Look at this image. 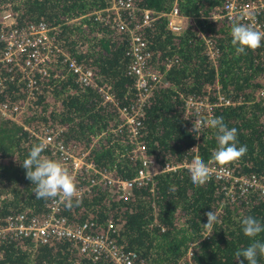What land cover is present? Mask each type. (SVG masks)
Here are the masks:
<instances>
[{
    "label": "trees",
    "instance_id": "1",
    "mask_svg": "<svg viewBox=\"0 0 264 264\" xmlns=\"http://www.w3.org/2000/svg\"><path fill=\"white\" fill-rule=\"evenodd\" d=\"M222 1L133 0L137 8L134 21L140 18V8L166 12L172 3L181 14L194 17L193 23L177 33L167 29L162 14L139 27L151 51L149 66L161 73L164 81L155 85L145 104L138 135L145 149L139 153L131 151L134 141L123 131L111 130L117 122V108L103 102L97 89L101 85L111 91L118 104L133 97L132 78L125 71V34L113 27L112 11L108 20L93 14L103 10L108 0H0V8L12 11L18 27L38 21L52 26L53 38L61 41L77 62L91 69L96 82L93 86L80 85L66 62L59 59L50 61L44 73L32 76L35 89L28 98L25 79L17 83L14 74V80H5L0 102L21 103L23 110L17 118L0 114V183L10 190L8 196L0 198V215L16 209L40 215L48 200L35 198V185L21 166L31 147L40 143L23 125L38 130L61 127L59 136L64 144L86 150L87 159L121 178L135 174L141 165L139 156L153 158L159 168L165 162L197 156L212 160L216 130L207 126V120L199 130L191 125L181 106L182 96L187 94L214 96L218 91L231 101L240 98L239 103L212 107L208 120L222 116L229 129H237V147L247 146L246 154L227 166L235 173L263 172L261 103L256 96L262 66L254 60L260 57L259 47L237 55L230 32L239 21L206 18ZM119 14L128 17L127 11L120 10ZM197 28L216 49L213 61L205 54ZM0 70L5 73L4 67ZM42 155L54 160L47 149ZM85 181V176L75 179L78 184ZM217 187L213 179L194 186L184 167L157 170L145 182L134 185L125 199L97 185L78 196L82 202L76 204L74 200L72 208L63 203L62 213L76 221L94 218L103 222L111 217L120 222L116 241L135 250L143 264H237L235 253L252 242L243 234L241 221L252 216L264 224V197L251 194L227 202ZM211 210L217 211L218 220L209 230L203 225L207 223L204 213ZM209 231L213 232L209 235ZM254 239L264 242V232ZM189 242L191 253L186 255ZM0 264L104 263L80 255L68 239L33 244L28 238H18L3 245ZM258 264H264V258H258Z\"/></svg>",
    "mask_w": 264,
    "mask_h": 264
},
{
    "label": "built area",
    "instance_id": "2",
    "mask_svg": "<svg viewBox=\"0 0 264 264\" xmlns=\"http://www.w3.org/2000/svg\"><path fill=\"white\" fill-rule=\"evenodd\" d=\"M133 0H108L107 6L99 11H93L97 18L108 20L112 11V25L117 31L125 34L127 47L126 74L132 78L133 97L130 101L118 104L111 91L99 85L102 101H109L117 108V122L111 129L113 132L123 131L125 137L134 141L132 152H143L145 146L138 138L143 126L144 107L151 90L160 82H164L161 73L149 66L151 51L147 41L139 32L140 26L149 25L150 21L162 14L165 16L168 30L177 33L186 24L193 23L194 17L183 15L178 11L175 3H172L166 12H157L149 8H140V18L134 21L136 10ZM127 11L128 17H123L119 11ZM106 11L103 16L101 12ZM210 20L223 18L227 21H239L250 25L253 29L264 32V0H223L220 5L206 15ZM53 27L43 21L27 23L18 27L12 11L8 8H0V68L4 67L5 73L0 70V87L5 80L16 82L25 79L27 98L35 89L32 76L35 73H44L47 64L54 59L65 61L66 66L75 74V80L80 85L93 86L96 84L90 68L77 62L71 54L65 50V46L56 41L51 33ZM197 32L203 39L205 54L213 61L216 49L212 41L197 28ZM259 49L260 86L256 90L259 97L260 123L264 136V40ZM17 70L18 74L11 72ZM253 100V99H252ZM249 100V101H252ZM240 98L231 101L228 97L216 91L214 96L205 93L203 95L187 94L182 96L183 115L192 123L199 125L211 116V109L216 105L239 103ZM23 110V104L13 102H0V114L5 117L17 118ZM24 128L36 136L40 142H44L48 152L64 168L68 170L74 179L83 176L86 181L83 184L75 182L78 196L88 194L97 185L104 186L117 198L128 197L134 185L145 182L157 170H174L175 168H188L194 159H182L176 163H163L162 167L156 164L151 157L139 156L140 167L130 177H119L104 168L97 167L92 160L86 158L87 151H79L73 145L64 144L60 139L61 127H39L38 129ZM210 172L209 179L217 181V191H221L223 201L233 202L239 198L251 194L264 197V171L235 173L227 166H221L215 161H204ZM63 202L59 198L48 199L42 214H31L22 209L8 211L0 215V251L5 243L18 238H28L33 244L49 243L54 239H68L80 255L90 261H99L106 264H143L138 253L116 241V235L120 230V222L107 217L103 222L94 218H84L76 221L62 213ZM217 213V211H215ZM202 232V235H205ZM192 242L186 248V255L191 253Z\"/></svg>",
    "mask_w": 264,
    "mask_h": 264
},
{
    "label": "clouds",
    "instance_id": "3",
    "mask_svg": "<svg viewBox=\"0 0 264 264\" xmlns=\"http://www.w3.org/2000/svg\"><path fill=\"white\" fill-rule=\"evenodd\" d=\"M231 44L237 55L246 54V49L255 50L261 46L264 40V32L253 29L250 25L236 22L231 28ZM208 127L216 130L217 147L212 152L211 159L221 166L238 160L247 152V146L237 147V129L231 128L224 123V118L215 117L206 121ZM199 130V125H194ZM47 145L44 142L34 144L21 166L26 170V178L35 185L33 193L36 199L59 198L66 208L81 203L78 197V189L73 177L58 161L50 159L42 153ZM187 171L194 186H203L210 177L207 164L200 158L195 157L189 164ZM207 223L204 227L211 230L217 222L215 211L204 213ZM242 231L252 242L244 249L235 253L237 264H258V258H264V242L254 239L264 232V224L252 216H246L241 221ZM213 231H209V235Z\"/></svg>",
    "mask_w": 264,
    "mask_h": 264
},
{
    "label": "rangeland",
    "instance_id": "4",
    "mask_svg": "<svg viewBox=\"0 0 264 264\" xmlns=\"http://www.w3.org/2000/svg\"><path fill=\"white\" fill-rule=\"evenodd\" d=\"M60 43H61V41H60ZM62 46H64V45H62ZM0 189H1V191H0V198H3L4 196H8V193H9V189H8V186H6L5 184H2V183H0Z\"/></svg>",
    "mask_w": 264,
    "mask_h": 264
}]
</instances>
